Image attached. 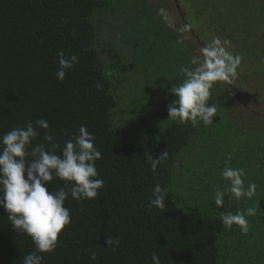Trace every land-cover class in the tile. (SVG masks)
Masks as SVG:
<instances>
[{"label": "trees", "instance_id": "obj_1", "mask_svg": "<svg viewBox=\"0 0 264 264\" xmlns=\"http://www.w3.org/2000/svg\"><path fill=\"white\" fill-rule=\"evenodd\" d=\"M175 9L178 18L170 17ZM215 38L228 40L241 64L210 90L213 124H180L169 117L171 88ZM60 51L78 56L62 82ZM252 88L264 95V0H0V138L45 119L50 128H36L28 151L51 149L44 139L51 134L59 155L84 125L102 154L100 195L69 196L71 224L44 264H153V253L161 264H264V98L262 114L249 115L242 101ZM164 151L168 158L153 173L146 161ZM226 163L242 168L245 187L252 181L257 190L251 199L227 194L217 207ZM65 183L54 177L48 187ZM157 183L166 208L149 210ZM248 207L257 214L247 217V234L223 226L222 212ZM7 216L0 208V264H23L34 244ZM109 235L118 247H108Z\"/></svg>", "mask_w": 264, "mask_h": 264}, {"label": "clouds", "instance_id": "obj_2", "mask_svg": "<svg viewBox=\"0 0 264 264\" xmlns=\"http://www.w3.org/2000/svg\"><path fill=\"white\" fill-rule=\"evenodd\" d=\"M190 27L183 25L179 31H188ZM229 44L228 40L213 39L201 49L203 59L191 61L195 67L180 69L185 79L171 88L175 99L168 106L170 119L178 120L180 124L191 122L194 127L200 122L205 127L214 123L213 118L218 109L216 104L208 103L210 90L215 82L228 81L235 76L242 61V56L228 50ZM57 55L59 68L55 76L62 82L66 70L78 62V56L69 57L63 51ZM106 75L110 76L111 72ZM96 87L101 90L103 85L98 83ZM37 127L48 130L50 125L45 119H38L35 126L29 121L0 138V208L8 213L7 218L16 232L28 235L34 244L33 251L21 258L23 264H44L43 254L55 251L60 234L71 224L70 210L65 207L69 196L77 201L95 199L104 185L103 179L97 178L99 173L96 168V161L102 158V154L95 147L94 134L86 126L81 125L78 133L65 141L59 155L54 151L59 145L53 142L51 134L44 137L51 144V149H47L44 144H37L28 151L29 145L39 135ZM167 158L168 153L164 151L158 158L152 157L146 162L155 173ZM245 175L242 168H232L226 163L222 176L228 183L223 189H215L214 201L217 207L223 206L227 194L236 200L245 197L251 199L256 194L255 182L249 181L245 187L242 179ZM54 177L66 183L58 190H49L48 182ZM165 199L166 189L157 183L148 202L149 210L153 207L164 210ZM256 214L257 208L248 207L243 211L238 209L235 213L222 212L220 219L226 229L231 230L236 225L243 234H247V217ZM106 243L108 247H118L120 241L109 235ZM91 258L95 259V252L91 253ZM152 261L153 264H161L155 253Z\"/></svg>", "mask_w": 264, "mask_h": 264}, {"label": "rangeland", "instance_id": "obj_3", "mask_svg": "<svg viewBox=\"0 0 264 264\" xmlns=\"http://www.w3.org/2000/svg\"><path fill=\"white\" fill-rule=\"evenodd\" d=\"M178 13H179V10L175 9L171 11L170 17L178 18ZM139 79H141V76L139 74L134 76V82H137V80ZM252 84L254 85V83ZM263 98H264L263 91L257 90L255 88H252V90L248 92L245 97H243L242 104L243 106L247 107V110L249 111V115L252 116L254 113H257L255 114V116H258L262 114L261 112L262 103L261 102Z\"/></svg>", "mask_w": 264, "mask_h": 264}]
</instances>
